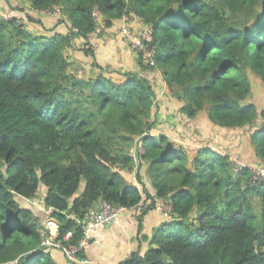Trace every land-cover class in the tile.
<instances>
[{
    "label": "trees",
    "instance_id": "16d2710c",
    "mask_svg": "<svg viewBox=\"0 0 264 264\" xmlns=\"http://www.w3.org/2000/svg\"><path fill=\"white\" fill-rule=\"evenodd\" d=\"M29 1L41 11L60 8L72 29L34 34L18 17L6 20L11 13L0 15V264H58L34 212L44 189L42 203L52 210L46 223L57 222L59 241L72 231L71 243L102 200L134 209L147 202L146 191L140 223L154 201L171 203V220L143 237L148 251L123 264H264V182H252L248 168L235 172L220 151L203 147L191 158L166 136L151 135L156 95L146 78L124 72L121 82L112 79L86 47L93 74L79 77L67 56L97 32L96 10L105 29L127 14L142 18L181 112L251 132L264 165V123L257 125L264 108L251 102L252 79L264 92V0H217L222 11L205 0ZM118 142L136 145L135 155ZM139 165L148 189L122 175Z\"/></svg>",
    "mask_w": 264,
    "mask_h": 264
},
{
    "label": "crops",
    "instance_id": "0c3cea01",
    "mask_svg": "<svg viewBox=\"0 0 264 264\" xmlns=\"http://www.w3.org/2000/svg\"><path fill=\"white\" fill-rule=\"evenodd\" d=\"M25 5L29 6L30 9H32L29 0L26 1ZM12 13L11 16L17 17L16 12H12ZM55 23L56 25L52 29H50L49 32L42 31V33L39 34L48 35V36L54 34L66 35L69 33L70 29H72L71 23L66 17L61 19V23H59L58 19L55 21ZM116 23H119L121 27L123 26L122 19ZM131 26L133 27L136 33H140L144 27H149L146 23L141 25L136 22H131ZM115 30L118 31V28H116ZM79 41L80 40L76 42L77 46L79 45ZM119 53H122L126 58L125 59L123 57L122 59L123 61L131 64V69L129 70L125 69L121 72L124 73L125 71H127V72L137 73V69L139 67L136 66L138 65L135 63L136 58L133 55H131L130 52L124 50L122 47H121V52ZM67 56L69 57V60L71 62L79 66V69L83 70V68H87L86 69L87 72L86 73L82 72V74L79 77L86 75L84 77L89 78L90 75L93 74L92 61H89V59H87V57L85 56L83 51H81L80 48L75 49V51L69 50ZM102 56L103 54H101L99 58ZM116 58H117V54L116 56L113 57L112 61L115 62ZM86 62H88L87 66L90 67H87L85 65ZM99 64L102 67L104 66V68L108 67L105 63H99ZM142 73H143L142 75L140 74L139 75L141 77L146 78L154 88L156 95V99H155L156 101L155 106H156L158 101L164 100L162 96L163 91L165 90L167 91V86L163 79L161 71L155 68L152 71L142 72ZM108 76H110L111 78L113 77V75L110 73L108 74ZM118 79L119 82H121L123 78L121 77V79L120 78ZM261 95L264 96L263 88L260 85L255 86V88H253L251 102H253V98H254V100L258 103V104L256 103V106L258 107L259 111H262V109L264 108V99H262ZM176 102H177V106L181 107V102L178 100ZM205 115H206L205 113L199 114V116H197V120L199 119L201 122H204L203 119L205 117V119L207 120V124H204V126L206 128H210L211 122L206 118ZM262 123H264V119L259 118L257 120V125H261ZM240 132H242V134L247 136H245L242 142L239 138L232 139L229 143L231 145L230 153H222V154L241 159L243 163L245 164L247 163L246 165L251 167L260 166V165L262 166L263 164L255 157L253 148L250 145L249 136L251 132L244 130ZM130 153H132V155H135L136 145L130 150ZM143 167L144 166L139 165V167L137 166L135 168L136 172L124 171L122 172V175L125 177L128 183L137 186L140 189H141V184H144L145 188H149L148 177L145 174V170ZM138 176L141 177V183L137 179ZM46 191H47L46 189L42 191L43 196L46 195ZM144 203L145 202L143 201L141 205H144ZM143 209H144L143 207H139V209L126 211L116 222L108 226H105L101 228L99 231H97L93 235V239L91 240V242L85 247L84 256L97 264H123L132 256V254L136 252H139L142 255L145 254V252L148 251V249L150 248V242L148 240H145L144 238L147 237L148 239L149 238L151 239L154 231L157 228H159L162 224L169 222L168 219L169 217H167L166 214H163L162 212L154 209L149 211L148 214L142 218V222L140 223L139 217ZM49 211L50 209L45 207V205L43 206L42 204H36V208L34 212L35 215L40 219L41 225L43 227V231L46 229V224H47L46 218L48 216ZM50 255L58 264H72L68 262L66 257L63 255V253H61L58 250H51Z\"/></svg>",
    "mask_w": 264,
    "mask_h": 264
},
{
    "label": "rangeland",
    "instance_id": "374dc122",
    "mask_svg": "<svg viewBox=\"0 0 264 264\" xmlns=\"http://www.w3.org/2000/svg\"><path fill=\"white\" fill-rule=\"evenodd\" d=\"M26 1L27 0H0V15H7L8 13L16 12L18 17L16 19H19L21 25H25L26 29L33 32L34 34L42 33V31H49L56 25L55 21L57 19L61 21L62 18H65V16H63L62 14H54L56 8H54L51 12H46L41 15H33L32 9H30L29 6L25 5ZM205 1L218 5L217 8L222 11V5L218 3L217 0ZM120 27L121 26L119 25V23H114V27L105 29V22L102 18L101 22L98 24V30L95 35L89 36L88 44H85L84 40H80L77 48L84 49L86 47V49H90L95 54L98 64L105 63L108 66L105 68L103 66V68L106 69L107 74L110 73L113 75L112 79L114 80H119L118 78L121 79V71L125 69H131V64L126 63L122 60L124 55L122 53H119L121 52V47L124 50L130 52V54L136 58L135 63L138 64L136 66H138L139 68L137 69V73L134 72L135 74L142 75V72H149L154 70L155 68L149 65L142 55L135 54L131 50V46H128L124 42L119 34ZM116 28H118V31L115 30ZM100 33H104V35L101 36ZM115 52L117 54V58L115 62H113L112 59L114 56H116ZM101 54H103V56L99 58ZM87 59H89V61L93 60L89 57H87ZM138 61H141V64H139ZM87 64L88 62L85 63L86 66ZM73 65L75 66V68L73 67L72 69H70V71L75 69L73 71H75L76 75L80 76L82 72H87V68H83V70H81L79 69V66L77 64ZM113 67L116 68L114 69ZM125 73L129 72L125 71ZM84 76L86 75H83L81 77ZM249 76H252V74L249 73ZM256 81L257 79L255 81L252 79L251 81L252 87L254 88L255 86L259 85V83H256ZM162 96L164 100H160L157 102V105L153 108L152 116L150 118V122L153 123V130H151V135H164L172 143L178 146H184L189 151L191 158H194L197 154V150H200L203 147H209L214 150L220 151L221 153H230V141L232 139L239 138L242 142L245 136H247L242 134V132H240L239 130L218 129L212 124L210 128H206L204 126V124H207V120L205 119V117L203 119L204 122H201L199 119L197 120V117L195 119H189L181 112V107L183 106L182 102L180 101L181 107H178L176 102L178 98L168 90V87L167 91H163ZM115 147L117 149L119 148L124 150H131L133 148L132 147L127 149L121 142H118ZM239 160L242 161L241 159ZM255 174H257V172H255ZM138 178L139 180H141L140 176H138ZM149 182L148 186L151 185L149 184ZM148 191L151 192L150 189ZM153 194H155L154 190L152 191L151 195ZM142 195L145 200H147V202L144 203L145 205H147V203H149L148 195L150 194H147L146 191L143 190ZM42 196V191H39L38 197L36 198L35 202L36 204H42ZM156 210L162 212L163 214H166L163 212V210ZM257 210H259V207H257ZM167 217H169L168 219L171 220L170 215H167Z\"/></svg>",
    "mask_w": 264,
    "mask_h": 264
},
{
    "label": "built area",
    "instance_id": "2783aa9c",
    "mask_svg": "<svg viewBox=\"0 0 264 264\" xmlns=\"http://www.w3.org/2000/svg\"><path fill=\"white\" fill-rule=\"evenodd\" d=\"M52 10L53 9H50V11H41L32 8V14L41 15L46 12H51ZM54 14H62L61 9L56 8ZM10 18H12V16L5 17L6 20ZM94 20L97 23H100L102 20L98 10L94 12ZM122 21L123 26L119 28V34L121 38L128 46H131V50L135 54L142 55L149 65H151L153 68H156L155 48L152 46L153 36L150 27H144L140 33H136L131 26V22H136L143 25L145 21L134 14L124 15L122 17ZM17 22L21 24L19 19H17ZM230 164L235 172H239L243 168H248L252 174V182H264V165L251 167L245 165L242 161L235 157H230ZM255 172H257V174H255ZM152 196L156 197L155 194H153ZM42 205L44 206L43 203ZM143 206L144 205H140L139 207ZM154 206L156 209L163 210L166 215H171L173 212V207L169 202L156 200L154 201ZM139 207L134 209H139ZM134 209L115 206L106 200L100 201L98 204H96L95 208H93L86 216V224L83 230V237L75 243H71V240L73 238L72 231L68 232L64 236L62 241H59V226L55 220L50 219L46 224V230L43 232L42 245L46 250L60 251L66 257L67 261L72 264H97L84 256V249L93 239V235L101 228L116 222L126 211ZM51 212L52 210L50 209V211L48 212L49 217L51 215ZM80 223L81 222L79 221V224Z\"/></svg>",
    "mask_w": 264,
    "mask_h": 264
},
{
    "label": "clouds",
    "instance_id": "9594fccd",
    "mask_svg": "<svg viewBox=\"0 0 264 264\" xmlns=\"http://www.w3.org/2000/svg\"><path fill=\"white\" fill-rule=\"evenodd\" d=\"M45 230H46V229H45ZM45 230H44V231H45ZM44 231H43V232H44Z\"/></svg>",
    "mask_w": 264,
    "mask_h": 264
}]
</instances>
